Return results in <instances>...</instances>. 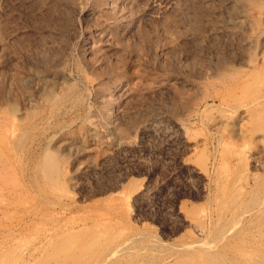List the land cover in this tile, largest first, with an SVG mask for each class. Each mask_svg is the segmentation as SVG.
<instances>
[{"label":"rangeland","instance_id":"1","mask_svg":"<svg viewBox=\"0 0 264 264\" xmlns=\"http://www.w3.org/2000/svg\"><path fill=\"white\" fill-rule=\"evenodd\" d=\"M263 110L264 0H0V264H264Z\"/></svg>","mask_w":264,"mask_h":264},{"label":"bare ground","instance_id":"2","mask_svg":"<svg viewBox=\"0 0 264 264\" xmlns=\"http://www.w3.org/2000/svg\"><path fill=\"white\" fill-rule=\"evenodd\" d=\"M221 2H222V1H221ZM255 34H256V33H255ZM253 79H254V78H253ZM254 80H257V79H254ZM248 83H249V82H248ZM250 84H251V82L249 83V85H250ZM247 85H248V84L246 83V87H247ZM257 86H258V85H257ZM258 87H259V86H258ZM251 88H252V87H251ZM250 90H251V89H250ZM228 91H229V90H228ZM230 93H231V92H230ZM233 93H234V92H233ZM247 93H248V91H247ZM235 95H236V94H235ZM225 96H226V95H225ZM230 96H232V95L230 94ZM242 96H243V94H242ZM232 99H233V97H232ZM233 100H234V99H233ZM227 101H228V100H227ZM231 101H232V100H231ZM231 101H230V102H231ZM254 101H255V100H254ZM232 102H233V101H232ZM224 103H225V102H224ZM251 103H252V102H251ZM227 105H228V104H227ZM245 109H247V108H245ZM248 109H249V108H248ZM249 110H250V109H249ZM247 111H248V110H247ZM248 112H249V111H248ZM263 112H264V110H263ZM251 113H252V111H251ZM256 114H257V113H256ZM263 115H264V113H263ZM231 116H232V115H231ZM250 116H252V115H250ZM259 116H260V115H259ZM260 117H262V116H260ZM259 119H260V118H259ZM261 120H263V119H261ZM256 121H258V120H256ZM263 121H264V120H263ZM247 122H249V121H247ZM251 122H252V121H251ZM256 124H258V123H256ZM262 124H263V122H262ZM259 125H260V124H259ZM259 125H257V127H259ZM263 125H264V124H263ZM263 125H261V128L263 127ZM252 126H254V125H252ZM246 127H247V126H246ZM250 128H251V127H250ZM255 128H256V127H255ZM258 129H259V128H258ZM247 130H250V129L247 128ZM252 131H253V130H252ZM252 131L250 130V132H252ZM256 131H257V130H256ZM256 131H255V132H256ZM258 131H259V130H258ZM263 131H264V130H263ZM244 133H245V132H244ZM259 134H260V133H259ZM254 135H255V134H254ZM255 138H256V137H255ZM249 139H250V138H249ZM263 139H264V138H263ZM123 144H124V143H123ZM126 144H127V143H126ZM127 145H128V144H127ZM118 146H119V145H118ZM128 147H129V145H128ZM253 150H254V149H253ZM261 157H262V156H261ZM200 166H202V168H200V167H199V168L204 170V168H205V167L203 168L204 165L201 164ZM204 172H205V170H204ZM233 199H234V198H233ZM251 222H252V221H251ZM199 224H200V223H199ZM199 224H198V225H199ZM198 225H197V226H198ZM192 226H193V225H192ZM200 226H201V224H200ZM194 227H195V226H194ZM195 229H196V228H195ZM202 229H203V228H202ZM222 234H223V233H222ZM119 246L121 247V245H119ZM196 246H197V245H196ZM118 248H119V247H117V249H118ZM123 248H124V247H123ZM191 248H192V247H191ZM120 249H121V248H120Z\"/></svg>","mask_w":264,"mask_h":264}]
</instances>
